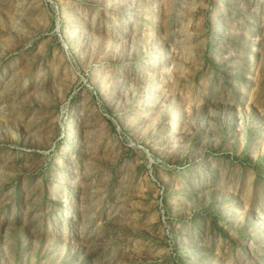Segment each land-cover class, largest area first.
Returning a JSON list of instances; mask_svg holds the SVG:
<instances>
[{
  "label": "rangeland",
  "instance_id": "obj_1",
  "mask_svg": "<svg viewBox=\"0 0 264 264\" xmlns=\"http://www.w3.org/2000/svg\"><path fill=\"white\" fill-rule=\"evenodd\" d=\"M0 264H264V0H0Z\"/></svg>",
  "mask_w": 264,
  "mask_h": 264
}]
</instances>
